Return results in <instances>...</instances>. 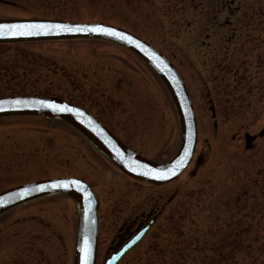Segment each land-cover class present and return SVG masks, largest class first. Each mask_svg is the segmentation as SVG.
Here are the masks:
<instances>
[{
    "label": "rangeland",
    "instance_id": "rangeland-1",
    "mask_svg": "<svg viewBox=\"0 0 264 264\" xmlns=\"http://www.w3.org/2000/svg\"><path fill=\"white\" fill-rule=\"evenodd\" d=\"M0 18L96 21L134 31L180 72L197 147L204 148L195 175L197 156L177 180L150 187L61 119L0 117V191L50 177L84 180L98 203L95 264L103 263L119 221L148 211L160 196L162 216L119 264H264V0H0ZM224 79L235 95L220 86ZM19 93L78 105L159 163L179 148L166 86L117 43L0 45V96ZM246 133L256 136L249 147ZM78 219L77 203L65 194L0 214V264H73Z\"/></svg>",
    "mask_w": 264,
    "mask_h": 264
},
{
    "label": "water",
    "instance_id": "water-1",
    "mask_svg": "<svg viewBox=\"0 0 264 264\" xmlns=\"http://www.w3.org/2000/svg\"><path fill=\"white\" fill-rule=\"evenodd\" d=\"M24 22H46L61 23L66 25H102L109 29H115L118 33L127 36V39H121L120 36H111L103 33L94 32H77V33H59L50 32L49 34L31 35V36H0V43L5 42H22L36 40H56V39H76V38H95L103 39L129 49L143 61H145L159 76L169 91L174 102L175 109L179 118L181 139L180 145L175 155L165 163L152 161L125 145L117 138L106 126L92 116L83 108L66 102L62 98L57 97H38V96H7L0 97V117L12 115H43L47 118L61 119L79 132H81L88 140H90L97 148H99L106 156L115 162L120 168L126 172L155 184H162L172 181L189 165L196 147L197 127L194 109L190 96L188 94L185 83L171 62L155 47L138 37L134 33L105 22H73L58 19L30 18V19H0V25H12ZM21 100L22 103L17 104L16 101ZM40 101L55 102L58 105L66 106L73 111L56 112L49 108L43 107ZM214 113L212 116L214 117ZM216 126V123H214ZM255 136L248 133L245 134L246 145H248ZM190 154L186 158V162L179 169L175 176L168 179H156L151 176L143 175L148 169L167 172L173 168L178 161L185 155V151ZM136 169V171H133ZM73 181H79L78 184H72ZM58 182H67L71 186L69 188H53L50 185ZM43 187V190L37 188ZM46 186V187H44ZM66 194L73 198L79 210L78 228L76 235L75 252L73 264H81L83 255L81 249L90 248L89 264H95L97 251V219L96 213L98 203L89 186L76 177H54L31 181L20 184L0 191V214L6 212L16 206L22 205L34 199L52 195ZM146 230L144 228L133 239L126 243L123 248L111 257L107 258L104 264H116L120 255Z\"/></svg>",
    "mask_w": 264,
    "mask_h": 264
},
{
    "label": "snow or ice",
    "instance_id": "snow-or-ice-1",
    "mask_svg": "<svg viewBox=\"0 0 264 264\" xmlns=\"http://www.w3.org/2000/svg\"><path fill=\"white\" fill-rule=\"evenodd\" d=\"M50 32L64 33H77V32H94V33H103L111 36H120L121 39H127L129 42H132L131 39L127 36H124L118 33L115 29H109L102 25H66L61 23H46V22H24L17 23L12 25H0V36H31V35H41V34H49ZM17 104L22 103L21 100L16 101ZM40 104L43 107L49 108L56 112H65V111H73L72 109L56 104L55 102L49 101H40ZM190 153L186 150L184 157L181 158L180 161L176 163V165L168 169L167 172H161L159 170L148 169L143 172L145 176H151L156 179H168L172 176H175L179 169L186 162V158ZM136 171V169H133ZM72 184H78L79 181H73ZM53 188H69L71 185L67 182H58L50 185ZM46 187V186H44ZM37 190H43V187L37 188ZM83 255L81 257V264H89L90 258V248L81 249Z\"/></svg>",
    "mask_w": 264,
    "mask_h": 264
},
{
    "label": "flooded vegetation",
    "instance_id": "flooded-vegetation-1",
    "mask_svg": "<svg viewBox=\"0 0 264 264\" xmlns=\"http://www.w3.org/2000/svg\"><path fill=\"white\" fill-rule=\"evenodd\" d=\"M249 145H250V143L248 144V146ZM197 146H198V141L196 144V148H195L192 160H191V162L189 164V168H188V169H190V167H192L191 165H193V163H192L193 158H194V156H197V161L194 165V168H196V170L191 171L192 175H195L197 173V170H199L198 168H200V165L203 163V158H204V156H203L204 155V148L202 146H199V147H197ZM177 179H175V180H177ZM175 180H173V181H175ZM173 181H170V182L165 183V184H153V183H149L147 181H144V184L149 185L151 187L153 185H167ZM174 196H175V194L173 193L172 196L170 198H168V200L166 202L171 203ZM160 198H161V196H160ZM160 198H156V200L153 203V206L150 207V209L148 211H141L139 213H136L132 216H129V217L119 221V224L115 227V232L110 235L109 242L107 243L106 248L103 252L104 253L102 256L103 264L107 258L111 257L113 254L120 251L126 243H128L138 233H140V231H142L144 228H146V230L143 232V234H141L139 236V238L136 240V242L133 243L130 247H128L120 255L116 264H119V262L121 261L123 256L130 249H132L135 245H137L142 239H144L145 235L158 222V218L160 216H162V214H163V209H161L162 205H161V207H159L160 206L159 205V199ZM98 232H99V227H98ZM97 243H98V240H97ZM97 250H98V247H97ZM96 260H97V255H96Z\"/></svg>",
    "mask_w": 264,
    "mask_h": 264
},
{
    "label": "trees",
    "instance_id": "trees-1",
    "mask_svg": "<svg viewBox=\"0 0 264 264\" xmlns=\"http://www.w3.org/2000/svg\"><path fill=\"white\" fill-rule=\"evenodd\" d=\"M30 42H40V41H29V42H15V43H0V45H3V44H18V43H30ZM216 86H219L218 84H216ZM221 87H225L226 88V92H227V94H231V95H235V93H233L232 92V90H230L231 88H228L229 86H230V83L229 82H226L225 81V79H224V82H222V84L220 85ZM221 87H219L218 89V91H220L221 90ZM13 94H15V93H13ZM16 95H25V94H21V93H19V94H16ZM7 96H10V95H7ZM0 97H4V96H0Z\"/></svg>",
    "mask_w": 264,
    "mask_h": 264
}]
</instances>
